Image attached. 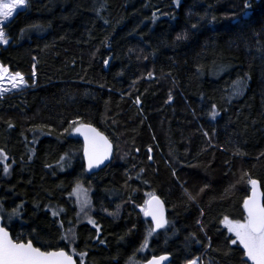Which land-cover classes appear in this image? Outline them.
<instances>
[{
    "label": "trees",
    "instance_id": "16d2710c",
    "mask_svg": "<svg viewBox=\"0 0 264 264\" xmlns=\"http://www.w3.org/2000/svg\"><path fill=\"white\" fill-rule=\"evenodd\" d=\"M3 29L0 64L28 84L0 97V217L14 240L72 255L61 237L79 182L99 228H77L83 264H251L221 221L246 215L249 179L264 202V0H28ZM80 124L114 145L97 174ZM151 195L168 223L141 255Z\"/></svg>",
    "mask_w": 264,
    "mask_h": 264
},
{
    "label": "snow or ice",
    "instance_id": "6c2138e0",
    "mask_svg": "<svg viewBox=\"0 0 264 264\" xmlns=\"http://www.w3.org/2000/svg\"><path fill=\"white\" fill-rule=\"evenodd\" d=\"M27 3L28 0H0V18H2L0 19V23L11 17L16 9L23 10L27 6ZM176 3L179 4V0H176ZM248 7L249 5L246 3L245 8ZM177 38L180 39L182 37L178 36ZM0 43H8L3 27H0ZM5 72H7V69L0 66V79H3ZM11 79L25 83L23 76L19 72L15 73ZM18 86L17 83L12 84L13 88ZM65 131L68 130L66 129ZM73 131L84 137L83 151L88 161L89 169L99 166L108 158L112 146L108 138L97 129L88 124H80L74 127ZM0 158L3 160L7 159L2 151H0ZM3 171L6 174L8 173L9 166L7 164L4 165ZM248 183L252 185V195L243 202V209L246 215L242 219H230L225 216L221 222L228 232L235 237V239H231V243L242 246L243 256L247 258V261H251V264H264V202H261L260 193L257 188L258 182L249 179ZM73 194L77 197L80 212L87 216L88 213L85 209L91 207V200L87 195V190L83 189L80 183L77 182L76 187L73 189ZM186 194L190 200L195 199L191 194ZM145 204L146 207L141 210L145 216H150L154 223V228L148 231V235L151 236L157 229L164 228L168 221L164 218L163 204L158 197L153 195L151 199L145 201ZM117 207L119 208V206ZM0 211H2V207H0ZM19 214V208H13L9 214V218ZM111 214L115 215L116 213ZM53 215L55 216L57 213L53 212ZM88 223L97 227L95 220L91 218L88 219ZM61 227H63L62 223ZM97 231H99L98 227ZM61 239L70 245L76 239V234L72 228H69ZM146 243L147 238H145V245ZM78 255L83 257L86 253L81 252ZM166 259V256L153 257L148 261V264H161ZM0 264H76V260L73 259V255H70L63 248L42 250L41 247L34 246L31 239L27 241L20 238L14 240L9 235L7 229L0 226ZM188 264H197V260H190ZM245 264H247L246 261Z\"/></svg>",
    "mask_w": 264,
    "mask_h": 264
},
{
    "label": "rangeland",
    "instance_id": "374dc122",
    "mask_svg": "<svg viewBox=\"0 0 264 264\" xmlns=\"http://www.w3.org/2000/svg\"><path fill=\"white\" fill-rule=\"evenodd\" d=\"M25 8H26V7H25ZM25 8H24V9H25ZM24 9H23V10H24ZM19 11H21V9H19V8L16 9L11 17H9L7 20H3V22L0 23V27H3V28H4V25H5L6 23H8L9 21H11ZM0 19H2V18H0ZM0 44H3V43H0ZM7 44H8V43H7ZM7 44H6V45H7ZM3 45H5V44H3ZM0 66H2V65L0 64ZM4 68H6V67H4ZM6 69H7V72H5V73L3 74V79H0V97H3L4 94L16 93V92H19V91H21V90H24V89L28 88V84L26 83V80H25L24 77H23V80H24L25 83H20L18 80L14 81V80L11 79V77L14 76V74L10 73V71L8 70V68H6ZM13 83H17L19 86L16 87V88H13V87H12V84H13ZM80 185L83 187V189H86V190H87V195H88V197H89L90 200H91V207L88 208V209H85V211H86L88 214H87V216L84 215V213L80 212V207H79V204L77 203V197H76V195H75V194H72V197L74 198V200H75V202H76V204H77V224H76L75 226H73V227H70V228L73 229V231L75 232V234L77 233V228H78L79 225H82V224H90V223H88V219H89V218H91V219L94 220V214H95V212H96L95 209L93 208V203H92V191H91V189L88 188V187H86L83 183H80ZM152 196H153V195H151L150 197H148L147 200H149ZM144 207H146V204H145ZM144 207H140V209H139V211H140L143 215H144V212H143L141 209L144 208ZM78 214H79V215H78ZM112 215H113V214H112ZM113 216H119V213H116V214L113 215ZM90 225H92V224H90ZM92 226H93V225H92ZM223 226H224V224H223ZM224 228L227 230V228H226L225 226H224ZM148 231H149V229L146 231V235H145V237L147 238V243H146V245L141 249V251H140V254H141V255L146 254L147 251H148V242H149V240H150V238H151V236H152V235H151V236L148 235ZM227 231H228V230H227ZM228 233H229V232H228ZM229 234L232 235L231 233H229ZM232 236H233V235H232ZM233 238L235 239L234 236H233ZM75 244H76V239L74 240V242H73L72 244H70V245L68 244V245H69L70 253H71L73 256H75L78 260H80L81 264H83V263H84V262H83L84 257H81V256H79V255L77 254V251L75 250ZM241 247H242V246H241ZM194 260H197V264H202V262H201L200 259H194ZM249 262L251 263V261H249ZM130 264H142V262H141V261H138V260L135 259V260H132V261L130 262Z\"/></svg>",
    "mask_w": 264,
    "mask_h": 264
},
{
    "label": "water",
    "instance_id": "95a60500",
    "mask_svg": "<svg viewBox=\"0 0 264 264\" xmlns=\"http://www.w3.org/2000/svg\"><path fill=\"white\" fill-rule=\"evenodd\" d=\"M92 127H94L95 129H97L100 133H102L98 128H96L95 126H93V125H91ZM104 136H106L104 133H102ZM74 135H75V137H77V138H79V139H81L83 142H84V137L82 136V135H80L79 133H77V132H74ZM107 137V136H106ZM108 138V137H107ZM108 140H109V138H108ZM109 142H110V144H111V152H110V154H109V156H108V158L106 159V160H104L103 161V163H101L99 166H97V167H93L92 169H89V167H88V161H87V159H86V157H85V163H86V168H87V172L90 174V175H93V174H97L98 172H100L101 170H104V169H106L110 164H111V162H112V160H113V156H114V145H113V143L109 140ZM257 181V180H256ZM258 183H257V188H258V191H259V193H260V198H261V202H263V192H262V189H261V184H260V182L259 181H257ZM252 195V185H251V193H250V196ZM249 196V197H250ZM156 197H158V196H156ZM159 198V197H158ZM151 199V198H150ZM160 199V201L162 202V204H163V212H164V218L166 219V220H168V212H167V209H166V206H165V204H164V202L161 200V198H159ZM246 214V213H245ZM145 216V215H144ZM145 219L147 220V221H149L151 224H152V226H153V228H154V223L152 222V218L150 217V216H145ZM0 226H3L4 227V225H3V220L2 219H0ZM163 228H161V229H157L155 232L157 233V232H159L160 230H162ZM8 232H9V235L12 237V234L10 233V231L9 230H7ZM13 238V237H12ZM35 246V245H34ZM66 251V250H65ZM66 252H68V251H66ZM69 253V252H68ZM161 256H166L167 257V259L166 260H164V261H162L161 262V264H171V262H172V257H171V255H169V254H165V255H161ZM155 257H160V256H155ZM153 258V257H152ZM152 258H150L149 260H151ZM73 259L74 260H76V264H80L79 263V261L73 256ZM148 260V261H149ZM148 261H146L144 264H148Z\"/></svg>",
    "mask_w": 264,
    "mask_h": 264
},
{
    "label": "flooded vegetation",
    "instance_id": "af4514ba",
    "mask_svg": "<svg viewBox=\"0 0 264 264\" xmlns=\"http://www.w3.org/2000/svg\"><path fill=\"white\" fill-rule=\"evenodd\" d=\"M86 170H87V168H86ZM88 173V172H87ZM75 257V256H74ZM76 258V257H75ZM77 259V258H76ZM78 260V259H77ZM79 261V263L81 264V262H80V260H78Z\"/></svg>",
    "mask_w": 264,
    "mask_h": 264
}]
</instances>
